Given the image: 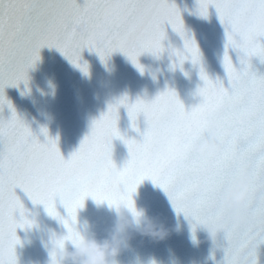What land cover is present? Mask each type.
Returning a JSON list of instances; mask_svg holds the SVG:
<instances>
[{"label":"snow or ice","instance_id":"obj_1","mask_svg":"<svg viewBox=\"0 0 264 264\" xmlns=\"http://www.w3.org/2000/svg\"><path fill=\"white\" fill-rule=\"evenodd\" d=\"M198 4L203 18L214 7L226 30L227 87L207 75L198 45L188 38L180 10L169 0H83V4L0 0V264H18L16 248L22 241L17 229L35 227L16 194L18 188L67 229L65 236L53 239L51 264H57L56 249L79 239L78 212L88 198L117 209L126 205L138 215L134 195L145 180H151L167 193L176 213L191 222L195 240L199 227L219 222L216 207L244 167L254 179L248 201L251 223L241 228L224 218L227 226L218 248L224 252L221 264H259L257 249L264 244V75L253 70L252 59L264 63V0H198ZM165 25L185 42L184 51L172 49L178 58L173 67L183 70L189 59L200 65L202 102L191 110L172 90L151 102L130 103L124 97L109 106L79 150L65 159L58 140L43 128L41 142L5 96L7 87L28 84V71L45 47L59 50L86 75L88 65L81 64L85 49L97 53L105 64L121 52L143 73L139 57L145 53L159 57L166 50ZM232 49L241 54L240 68L228 54ZM5 106L12 112L7 119L2 118ZM121 107L127 108L142 140L121 134ZM214 111L227 117L220 128L223 149L215 158L203 160L193 148L206 137L207 116ZM141 116L147 125L143 132L138 127ZM116 139L130 153L122 168L112 158ZM203 170H208L206 176L201 175ZM200 183L212 190L195 192L194 185ZM57 200L67 217L57 211Z\"/></svg>","mask_w":264,"mask_h":264},{"label":"water","instance_id":"obj_2","mask_svg":"<svg viewBox=\"0 0 264 264\" xmlns=\"http://www.w3.org/2000/svg\"><path fill=\"white\" fill-rule=\"evenodd\" d=\"M83 4V0H78ZM180 10L189 39H194L201 53L202 66L212 79H219L228 86L224 67L227 34L214 7L209 8L208 18L198 13V0H169ZM166 49L159 57L145 53L139 57L142 73L123 53L115 52L107 61L85 49L81 64L87 63L88 74L73 65L56 48L45 47L40 51V60L28 71L29 82L19 87H7L5 96L17 114L30 126L41 142L45 137L41 130L46 128L51 138L58 140V147L65 159H70L88 137L95 121L108 112L124 97L130 103L138 100L151 102L168 90L176 92L186 109L191 110L202 102L198 90L204 81L200 77V65L185 61L183 70L174 68L178 58L172 49L184 51V39L170 25H165ZM234 65L241 67L236 49L228 51ZM253 70L264 75V63L259 58L252 59ZM12 115L5 106L2 118ZM138 127L143 132L147 125L140 117ZM118 128L126 138L142 140L139 132L132 127V120L125 107L119 109ZM112 158L122 168L130 159L127 145L116 139L113 141ZM16 194L24 204L28 219L35 227L25 231L17 229L22 245L16 248L18 264H51L53 239L63 237L67 229L57 219L51 217L45 206L34 204L22 189ZM138 208L147 210L149 215L162 217L171 227L177 220L183 225L179 235H173L162 243L137 237L132 251L121 259L122 264H221L224 252L212 245L207 232L199 227L193 239L192 228L183 214H177L167 193L151 180H145L134 195ZM57 211L67 217L64 206L57 200ZM109 206L98 204L88 198L78 212L77 229L87 228L104 238L115 222L114 211ZM259 264H264V244L257 249ZM215 257V258H213Z\"/></svg>","mask_w":264,"mask_h":264},{"label":"clouds","instance_id":"obj_3","mask_svg":"<svg viewBox=\"0 0 264 264\" xmlns=\"http://www.w3.org/2000/svg\"><path fill=\"white\" fill-rule=\"evenodd\" d=\"M226 114L222 111H214L207 116L208 131L202 142L195 145L193 151L203 160H211L218 156L223 149V137L220 132ZM208 170H203L201 175L206 176ZM253 175L244 167L235 183L223 194L218 203L215 214L220 218L218 223L208 224L203 227L207 232L208 241L218 247L222 242V236L227 226L224 218H228L236 227H247L251 223L248 210V201L253 191ZM212 189L206 183L194 185V191L200 194L210 192ZM139 213L133 214L126 205L117 208H109L114 211L115 222L104 238L88 230L77 229L79 239L69 242L63 248L56 249L57 264H122V257L132 251V242L141 237L153 243H162L170 239L174 234L179 235L183 231V225L177 220L173 226L160 216L149 215L147 210L138 208ZM187 219V218H186ZM191 226V222L187 219Z\"/></svg>","mask_w":264,"mask_h":264}]
</instances>
